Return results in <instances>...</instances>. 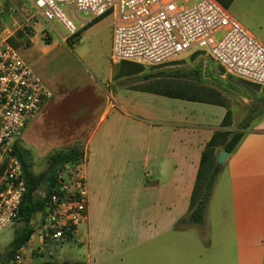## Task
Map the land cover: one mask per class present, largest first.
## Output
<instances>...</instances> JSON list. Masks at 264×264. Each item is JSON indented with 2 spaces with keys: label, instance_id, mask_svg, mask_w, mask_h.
Masks as SVG:
<instances>
[{
  "label": "crops",
  "instance_id": "0c3cea01",
  "mask_svg": "<svg viewBox=\"0 0 264 264\" xmlns=\"http://www.w3.org/2000/svg\"><path fill=\"white\" fill-rule=\"evenodd\" d=\"M17 2L12 17L23 10L31 17ZM1 22L13 43V31ZM122 61L120 74L126 71ZM120 74L113 67L104 85L85 90L48 85L52 94L32 117L57 131L44 143L48 150L78 143L85 153L87 219L68 238L80 245L79 259L86 264H264L262 87L224 71L217 97L189 99L123 83ZM113 81L124 86L112 88ZM227 111L230 121L223 125ZM219 128L243 134L221 164L225 175L211 193L203 221L180 222L189 212L202 150ZM109 183L120 185L117 196ZM33 235L34 230L26 247L43 252L48 242L41 241L40 232L37 240Z\"/></svg>",
  "mask_w": 264,
  "mask_h": 264
},
{
  "label": "built area",
  "instance_id": "2783aa9c",
  "mask_svg": "<svg viewBox=\"0 0 264 264\" xmlns=\"http://www.w3.org/2000/svg\"><path fill=\"white\" fill-rule=\"evenodd\" d=\"M36 11L56 30L54 20L75 39L80 27L66 13L84 10L93 17L112 15L110 59L157 64L193 45L206 47L225 72L264 85V43L219 0H31ZM2 8L0 7V15ZM50 88L0 29V232L17 218L25 191L22 165L14 144L43 102ZM79 161L66 163L57 173L45 199L42 242L71 238L87 219V185ZM17 249L14 260L21 262ZM38 251L41 249L37 248Z\"/></svg>",
  "mask_w": 264,
  "mask_h": 264
},
{
  "label": "rangeland",
  "instance_id": "374dc122",
  "mask_svg": "<svg viewBox=\"0 0 264 264\" xmlns=\"http://www.w3.org/2000/svg\"><path fill=\"white\" fill-rule=\"evenodd\" d=\"M19 2L27 8L28 13L32 14L31 17L25 10L18 11L12 17L11 13L18 5L17 0L9 2L0 0V7L3 8L0 20L6 21V25L13 31L12 41L19 47L21 56L47 86L50 85L54 89L59 83H67L68 85L73 84L79 90H85L93 87L94 83L101 82L104 85L113 67L116 75L121 73L118 67L120 61L112 62L110 59L112 15L104 14L90 24L94 18L90 12L84 10L74 12L72 8L63 5L66 13L80 27L78 34H81V37L79 39L68 37L66 40H62L58 30L62 34H67V31L61 23L54 20L58 29L56 30L36 11L31 0H19ZM227 8L264 43V0H232ZM86 19L89 21L87 22ZM1 21L0 28L5 27ZM205 51L206 47L196 44L161 63H140L138 71H124V74L119 75V79L123 83L150 86L164 91L170 90L205 98L217 97L218 88L221 86L218 77L220 73H224V69ZM121 63L124 64V62ZM166 72H173L176 75H165ZM147 74H152V76L146 77ZM252 84L261 86L264 90V85ZM119 86H124V84L117 81H113L111 84V87L115 89H118ZM32 119L28 123H31ZM25 128L20 136V141L22 140L21 143L31 152L32 169L39 172L45 168L47 155L51 151L66 146H51L52 148L48 150V146L44 143L54 138L57 132L50 125L42 127L37 122H32L26 131ZM222 169L220 164L211 193L214 192V189L218 190L219 183L217 181L220 179V175H225ZM107 186L116 191L117 196L120 185L109 183ZM35 195L40 197L45 195L43 184L36 189ZM212 201H208L206 211L207 208H211ZM43 214L42 210H37L30 219L29 223L34 227V240H37L38 233L41 231ZM22 224L23 220L17 217L10 226L0 232V256L8 247L14 230L21 227ZM24 245L27 246L26 243ZM79 246L74 239L49 240L45 244V250L41 253L35 250L29 252L27 247L22 249L23 260L21 262L37 263L44 259L80 260L78 253H81L82 249H79ZM69 248V252H64ZM48 249L53 250L52 255L48 254Z\"/></svg>",
  "mask_w": 264,
  "mask_h": 264
},
{
  "label": "trees",
  "instance_id": "16d2710c",
  "mask_svg": "<svg viewBox=\"0 0 264 264\" xmlns=\"http://www.w3.org/2000/svg\"><path fill=\"white\" fill-rule=\"evenodd\" d=\"M225 6L232 0H219ZM99 18H93L90 24L98 20ZM12 40V39H11ZM123 68L129 72L138 71L141 66L140 63L123 60ZM182 74V73H181ZM165 75H176L173 72H166ZM152 76L147 74L146 77ZM159 90V89H157ZM163 93L185 97L189 99L200 98L196 95H186L183 93L172 92L170 90H159ZM230 113L227 111L222 124H228L230 121ZM243 131L241 129L229 130L219 128L215 130L209 140L206 142L199 162L195 183L189 198V212L185 217L180 219V222H195L200 223L203 221L213 185L216 180L217 172L220 168V164L216 162V148L221 146L225 150L231 152L242 136ZM14 150L17 153L22 165L23 178L25 182V191L23 193L19 208L18 219L23 220L21 227L14 230V234L9 241V245L0 256V264H85L83 260H51L44 259L37 263L16 262L14 260V254L17 249L23 246L30 235L32 234L34 227L30 225V219L37 210L45 212V199L51 189V186L55 182L58 171L66 164L79 161L84 150L83 147L78 144H72L64 148H58L51 151L47 155L46 166L39 172H35L32 169L31 152L28 148L24 147L20 140H17L14 144ZM43 184L45 187V195L43 197L36 196L35 191L39 185Z\"/></svg>",
  "mask_w": 264,
  "mask_h": 264
},
{
  "label": "water",
  "instance_id": "95a60500",
  "mask_svg": "<svg viewBox=\"0 0 264 264\" xmlns=\"http://www.w3.org/2000/svg\"><path fill=\"white\" fill-rule=\"evenodd\" d=\"M228 156H229V151L225 150L224 148H220L216 155V162L219 164H223V162Z\"/></svg>",
  "mask_w": 264,
  "mask_h": 264
}]
</instances>
